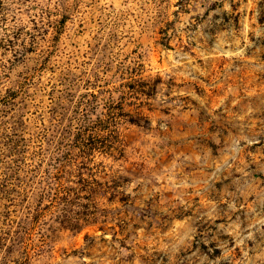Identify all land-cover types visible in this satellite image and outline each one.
Masks as SVG:
<instances>
[{
	"label": "rangeland",
	"instance_id": "obj_1",
	"mask_svg": "<svg viewBox=\"0 0 264 264\" xmlns=\"http://www.w3.org/2000/svg\"><path fill=\"white\" fill-rule=\"evenodd\" d=\"M1 2L0 98L22 88L0 128L33 132L67 82L146 95L95 156L123 201L79 232L42 226L27 258L1 237L0 264H264V0Z\"/></svg>",
	"mask_w": 264,
	"mask_h": 264
},
{
	"label": "trees",
	"instance_id": "obj_2",
	"mask_svg": "<svg viewBox=\"0 0 264 264\" xmlns=\"http://www.w3.org/2000/svg\"><path fill=\"white\" fill-rule=\"evenodd\" d=\"M12 52L22 59L26 53L15 48ZM64 85L58 95H51L33 132H26V121L18 128L15 123L3 122L0 128V141H6L0 143V238L14 245L16 255L24 258L30 254L32 234L42 226L55 223L79 232L107 219L106 213L112 210L105 205L113 204L115 198L123 201L120 189L124 178L96 162L95 156L117 151L112 141H119L118 128L123 124L138 126L143 118L140 102L135 104L131 98L136 100V96H130L140 90H130L131 84H123L127 90L118 97L110 90L86 91L74 97V85ZM21 88L10 89V95L0 101L8 103ZM130 106L134 108L127 111Z\"/></svg>",
	"mask_w": 264,
	"mask_h": 264
}]
</instances>
